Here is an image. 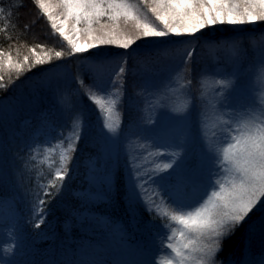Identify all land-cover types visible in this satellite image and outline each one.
<instances>
[{"label": "snow or ice", "instance_id": "obj_1", "mask_svg": "<svg viewBox=\"0 0 264 264\" xmlns=\"http://www.w3.org/2000/svg\"><path fill=\"white\" fill-rule=\"evenodd\" d=\"M31 2L37 12L32 23L45 20L50 35L57 39L52 47L41 43L29 47L28 54L22 58L19 53L14 58L10 51L0 48V92H6L23 74L36 68L63 74L65 85L63 90L57 89V103L69 113L70 125L68 134L62 132L56 144L61 149L58 166L46 180H41L42 174H37L31 191L29 222L32 226L41 228L47 220L49 205L63 193L66 182L71 180L72 162L78 145L87 134L86 111L79 107L80 89L87 88L83 95L102 118V131H107L105 141L116 145L120 127L116 104L128 73L129 58L137 53L139 42L175 49L180 65L178 76L190 68L203 42L215 49H230L233 55L229 60L231 71H225L220 78L213 80L215 87L211 90L213 99L209 104L214 110V127H209L206 112L201 113V151L197 170L207 172V184L202 195L191 201L186 199V187L195 183L192 177L185 176L177 183L169 184L172 175L183 168L187 155L186 142L159 153L167 154L170 159L157 161L155 168L146 169L144 164L139 163L138 156L133 155L126 182L120 172L114 175L109 170L97 176L93 164L90 182L99 181L103 185L105 200L110 197L114 182L123 184L130 209L141 204L153 219H159L158 227L149 221V231L155 229V234L151 242L140 250V258L132 264H264V256L258 261L243 254L239 257L230 254L227 261L219 258L224 242L240 229L248 234L246 247L250 248L252 240L257 237L264 246V107L246 106L241 99L244 95L239 84L242 62L249 54L241 43L242 37L213 40L207 35L209 31L223 26L239 29L243 33L245 26L264 24V0ZM3 14L4 9L0 7V18H5ZM25 28H30V25ZM0 32L5 33L7 40L13 39L7 29L0 28ZM251 39H256L254 30ZM260 40L261 46L256 49V55L261 71L257 79L264 86V33L260 34ZM55 43L60 45V50H56ZM12 47L10 43L9 48ZM72 57L88 61L91 85H85L81 74L68 78L67 69L57 63ZM109 64H115L118 70L106 76L103 68ZM73 81L79 88L72 87ZM178 83L180 88L185 86ZM186 83L190 85L192 80L188 79ZM109 87L115 90L109 92ZM230 98L236 100L238 107L226 112L224 101ZM261 103L264 104V100ZM149 107V119H152L157 109L167 106L157 100L149 102ZM188 110H184L185 115ZM217 140H222L223 144L216 143ZM38 153V149H32L27 156L25 166L29 170L35 166L31 162L37 160ZM154 155L156 153L149 152V156ZM144 159L147 162V157ZM162 172L167 174L161 175ZM160 256L165 258L160 259Z\"/></svg>", "mask_w": 264, "mask_h": 264}, {"label": "trees", "instance_id": "obj_2", "mask_svg": "<svg viewBox=\"0 0 264 264\" xmlns=\"http://www.w3.org/2000/svg\"><path fill=\"white\" fill-rule=\"evenodd\" d=\"M0 7L4 9L3 16L5 17L0 18V28L7 29V33L13 37L9 41L5 38V33L0 32V48H3L6 52L10 51L14 58L17 57L18 53L19 57L22 58L23 55L28 54V48L37 43L47 44L49 47L54 45L57 38L50 35V29L45 20L41 19L35 24L32 23L37 16V12L31 0H0ZM10 13L12 14L11 16L9 15ZM26 25H30V28L26 29ZM256 27L253 29L256 36L255 40L251 39L253 30L249 31V34H243V37L250 42L253 51L249 50L248 56L242 62V80L248 78L247 76L252 73L253 68L256 66L255 61L258 60L256 49L261 46L260 34L264 33V26L262 28L261 26ZM207 35L209 37L212 34ZM223 38L219 37L214 40ZM10 43L13 45L12 48H9ZM146 46L149 47L151 45L143 41L140 43L141 48ZM140 47L139 49H141ZM55 48L60 50V45L55 43ZM139 51L131 56L129 61H136L135 67L138 69L142 68L143 73L151 77L150 80L153 79L151 74L157 73L164 66V61L167 60L169 62L172 56V49L165 50L168 52L167 54L156 53L155 55H152V53L139 55ZM228 51L230 53L227 56L230 58L233 55L230 49H215L203 43L197 49L196 55H198L197 58L199 60H194L190 68L182 75L184 79L180 80V83L185 84L183 88H180L179 83H176L177 88L171 93L164 91L162 87H158L156 84V89L151 92L154 94L152 103L160 100L167 107L159 109L162 112V116L160 119L154 120V122L160 134L167 133L168 138L165 143L167 141H175L174 136H176L171 126H164L166 115L170 112H175L173 109L180 108L181 118L186 120L189 125L192 124L197 113L194 109L196 106L193 101L198 104L199 99L197 98L199 97L193 95V99H191L188 96L192 94L195 87L196 74H199L198 71H201L206 66L213 67L214 64H224V62L229 61L230 59L224 56L225 52ZM57 63L67 69L68 78L81 74L85 85H91L92 78L88 70L87 60L72 57L70 60H61ZM45 67L48 66L46 65ZM108 68H115V64H109L107 68H103L105 75L109 71ZM60 71L62 73L63 69ZM4 75L5 80H7V72ZM12 75L15 78V74L12 73ZM133 78L129 73L124 78V96H126V92L130 87L129 84L132 83ZM65 79L66 77L63 74H53L36 68L23 74L6 92H0V194L4 199L12 203L14 210L20 215V222L23 225L21 234L24 237L22 241L24 255L36 258L37 262L44 260L46 256L42 254L48 249L53 252L54 258H64L66 251H70L66 252L69 256L74 255L75 248L71 249L72 245L77 246L74 236V242L70 243L71 246H69L67 238L74 235V228L78 225L74 221L75 217L73 214L80 209L81 202L87 201L88 189L92 188L93 183L90 182L91 177L89 175L92 174L91 168L93 164L95 165V174L97 176H102L105 171L109 170L114 175L120 172L123 174L122 180L126 182L133 155L138 156L139 163L144 164L146 169L155 168L156 162L161 161V155H159L161 151L156 149L157 147L151 142L150 136L152 135H149L148 132L152 126L153 119H149L147 115L141 120H137L138 115L133 116L124 107L123 102L126 101V97L121 99L116 105L120 120L119 139L116 145L107 143L105 141L107 131H102L98 128L99 125L95 122L97 112L94 109V105L83 95L86 87L81 88V95L78 97L80 101L79 107L86 111L87 134L78 145L75 159L72 162L71 180L66 182L63 193L49 205L46 222L40 229H35L32 223L29 222L31 216V191L35 187L38 173L42 174L40 176L41 180H46L51 171L58 166L61 149L57 148L56 144L61 139V133L63 132L67 135L70 127L69 113L64 111L57 103V89L63 90ZM188 79H191L192 83L187 86L186 81ZM162 82L159 81V83ZM250 84L249 86H252ZM72 87L74 89L79 88V85L73 81ZM243 100V104L246 106L264 107V104L261 103L264 97L262 100L258 98L255 101L256 104L250 103L247 98ZM178 105H181V107H177ZM184 105H186L185 108L183 107ZM186 108L189 110L185 115L184 110ZM39 125L48 128L46 134L51 139V143L42 146L41 139L45 133H40L33 138V141H39V145L35 146V143L32 142L28 147L22 141L21 134L27 138L29 130ZM18 134L20 135L19 137ZM176 134L180 135L181 139L184 132L180 130V132L176 131ZM155 139L158 142L157 136ZM172 144L175 145L173 142ZM186 144H188L187 140ZM32 149H38L39 153L37 160L31 162L35 166L29 170L25 166V160ZM149 152L156 153V158L153 159V156H149ZM117 156L119 157L118 161ZM145 157H147V162L144 159ZM197 157L199 158L198 153H192L191 158L188 159L189 167H197ZM151 164L154 166H151ZM116 179H121V177H116ZM93 186V190H98L103 196L101 203L106 206V214L114 218V220L121 221L125 225L127 232H132L133 228L131 225L136 217L148 220V213L144 211L143 205L137 204L133 209L129 208L127 197L124 195L125 187L123 184L114 182L111 195L107 200L104 198L105 189L103 185L98 181ZM185 194L186 199L190 201L194 199V190L189 186L186 187ZM253 220H255V217H253ZM149 221L154 223L156 219ZM76 237H79V235ZM246 245H248V234L244 229H240L224 242L223 251L219 256L224 257V254L226 256L233 254L239 257V255H236L238 250L239 252L246 250L251 258L260 257V255L264 254V246L261 245L258 237L252 240L250 248L246 247ZM35 253L37 257L34 255Z\"/></svg>", "mask_w": 264, "mask_h": 264}, {"label": "rangeland", "instance_id": "obj_3", "mask_svg": "<svg viewBox=\"0 0 264 264\" xmlns=\"http://www.w3.org/2000/svg\"><path fill=\"white\" fill-rule=\"evenodd\" d=\"M256 26H245L246 31L243 33L240 32L239 29L223 26L217 30H211L207 34H212L209 36V38L213 40L218 39L219 37H242L241 43L243 44L244 48H246L247 51H253L250 42L247 38L245 39L243 37V34H249V31L253 30L255 27L258 28L261 26L262 28L264 24H258ZM140 43H142V41ZM148 44L151 46H146L144 48L140 47L141 49H138L140 50V53L138 52L139 55L142 53L144 55H149L150 53H152V55H155L156 53H168L165 51L168 48L164 49V47H159L151 43ZM111 51L115 52L118 50L111 49ZM181 51H183V49H181ZM229 53L230 51L225 52L224 56H227ZM171 54L172 56L169 62L165 60L164 66L161 67L157 73L151 74L153 78L152 80H150V76H147L145 73H143L142 68L138 69L135 67L136 61H128L130 64L128 66V73L134 78L132 83L129 84L130 87L126 92V96H124L125 88L123 87L121 89L122 94L119 96L118 103L121 99L126 97V101L123 102L124 107L127 108L133 116L138 115L137 120H141L147 115L149 117V102H152V97L154 96V94L151 92L156 89V84L158 87H162L164 91H169L172 93L173 89L176 90V83H178V81L180 82L181 76L184 72H182L180 76L177 75V72L180 69L179 57L176 55L175 49H172ZM197 57L198 55H196V58ZM227 57L229 58V56ZM195 60L198 61L199 58ZM255 62L256 66L253 68L252 73H249L247 76L248 78L244 80L240 78L239 81L240 87L244 90V95L241 97L242 101H244V98H247L252 104H256L255 101H257L258 98L262 100L264 97V86H262L257 79L258 74L261 71V65L259 59ZM224 64H214L213 67L206 66L201 71H198L199 74H196L194 81L195 87L192 91V94L188 96V98L191 99H193V95H195V97H199L197 98L199 99L198 104L193 101V104L196 106L194 109L197 113L191 125H189L186 120L181 118L180 108L175 112L168 113L164 119V126H171V128L175 131V141L172 140L175 145L181 144V142L184 144L186 140L188 141V144H186L187 155L183 168L179 173L172 175L169 184H175L178 180L185 176L192 177L195 183L189 184L188 186L194 190V199L203 193L204 186L207 184V172L193 170L197 169V167H189L188 159L191 158L192 153L196 152L199 154L201 151L202 111H205L207 114L209 127L211 128L215 125L214 110L211 108L209 102L213 99L211 94L212 88L215 87L213 80L220 78V76L223 75L225 71H231V64L229 61L224 62ZM108 66L109 65H105L104 67L107 68ZM108 70L109 71L107 74L113 73L118 69L115 66V68H108ZM159 81L163 82L159 83ZM249 84L252 86H249ZM114 90L115 89L110 87L108 88L109 92ZM86 91L87 88L84 90V92ZM106 94L107 93H102V95ZM202 94L204 96L203 99ZM186 105H188V103H186ZM186 105L183 107L185 108ZM224 105V111L226 112H231L233 108L238 107V104L234 98L224 101ZM177 107H181V105H178ZM217 107H221V105L217 104ZM94 109L97 112L95 122L98 123V128L102 130V118L98 115V111L95 106ZM161 116L162 112L159 109H157V111L152 114L153 123L148 132L149 135H152L150 136L151 142L157 147L156 149L160 150L162 153L165 152L166 149H170V145L173 144L171 141H167L165 143V140L168 138L167 133L160 134V131L155 126L154 120L156 121L160 119ZM47 130V127L44 128L42 125H39L36 128L29 130L27 138L21 134L22 141H24L28 147L32 142L35 143V146H38L39 141H33V138L37 137L40 133H45L42 136L41 142L42 146H46L47 144L51 143V139L48 138L49 136L46 134ZM180 130H183L184 132L181 139L180 135L176 134V131L180 132ZM19 136L20 135L18 134V137ZM156 136L158 137V142L155 139ZM176 142L178 143L176 144ZM216 143L223 144V141L217 140ZM154 158H156L155 155L153 156V159ZM160 158V162L170 159L167 154L161 155ZM151 166L154 165L151 164ZM165 174L167 173H161V175ZM91 175L89 176L91 177ZM97 183L98 181L92 184V188L88 189L89 194L87 201L81 202L80 209L73 214L75 217L74 221L78 225L74 228V235L69 236L67 239L69 246H71L70 243L74 242V236L75 242L77 244V246H71V249L75 248L74 255L69 256V254L66 252L70 251H66L64 258H54L53 252L48 249L42 254L46 257L41 262H37L35 260L36 258L27 257L24 255L22 251V241L24 237H22L21 234V228L23 225L20 222V215L14 210L12 203L7 201V199H4L0 194V264H132L133 261L139 259L140 250L145 244H149L151 242L152 237L155 234V229H153V231H149L148 228L149 220H153V217L149 214H147L148 220L142 217H136L131 225L133 228H131L132 232H127L125 225L121 221L114 220V218L106 214V206L101 203L103 201L101 192L98 190H93V185ZM145 212L148 213L147 211ZM154 224L158 227L160 225L159 219H156ZM77 235H79V237H76ZM242 254L248 255V252L246 250L241 252H239V250L236 251V255L241 256ZM34 255L36 256V253ZM229 255L230 254L226 256L224 254V257L219 256V258L227 261ZM261 256H264V254L260 255V257ZM260 257H252V259L254 261H258ZM164 258V256H160V259Z\"/></svg>", "mask_w": 264, "mask_h": 264}]
</instances>
